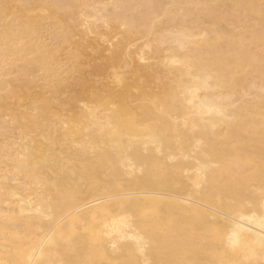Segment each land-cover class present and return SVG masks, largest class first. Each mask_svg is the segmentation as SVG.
Segmentation results:
<instances>
[{"label": "bare ground", "instance_id": "6f19581e", "mask_svg": "<svg viewBox=\"0 0 264 264\" xmlns=\"http://www.w3.org/2000/svg\"><path fill=\"white\" fill-rule=\"evenodd\" d=\"M0 264H264V0H0Z\"/></svg>", "mask_w": 264, "mask_h": 264}, {"label": "rangeland", "instance_id": "374dc122", "mask_svg": "<svg viewBox=\"0 0 264 264\" xmlns=\"http://www.w3.org/2000/svg\"><path fill=\"white\" fill-rule=\"evenodd\" d=\"M18 4H19V3H18ZM133 39H134L135 41L137 40L136 42H139V43H137V44H140L141 41H142V40L139 39L138 37H133ZM138 39H139V40H138ZM89 62H90V61H89ZM95 62H97V63H95ZM100 62H101V63H100ZM103 62L106 64V61H105V60H103ZM90 63H92V64H90ZM90 63H89V65L83 67V69H85L86 71H88V70H89L88 67H90V70H89L88 72H86V71L83 70L84 72H83V76H82V77H86V76H87V77H91V78H95V77H97V78H95V79L100 80V79H102V78L107 74V72L109 71V70H107V68L105 67V64L102 63V60H100V61H99V60H98V61H91ZM100 64H103V65H100ZM93 65H94V66H93ZM96 66H98V67L96 68ZM100 66H101V67H100ZM103 67H104L105 70H103V72L101 71L102 73H98V74H99L98 76H97L96 74H93V71H94L95 69H99V68L101 69V68H103ZM92 68H93V69H92ZM91 69H92V70H91ZM90 71H91V72H90ZM86 73H87V75H86ZM88 73H89V74H88ZM91 73H92V74H91ZM103 73H104V74H103ZM105 73H106V74H105ZM90 74H91V75H90ZM103 75H104V76H103ZM101 76H103V77H101ZM82 77H81V78H82ZM72 90L74 91V90H76V89L73 88ZM72 90H70V91L68 90L69 93L66 91V92L62 95L63 97L61 96V99H64L65 94H67L68 96H70V95L72 94V92H73ZM67 95H66V97H67Z\"/></svg>", "mask_w": 264, "mask_h": 264}]
</instances>
